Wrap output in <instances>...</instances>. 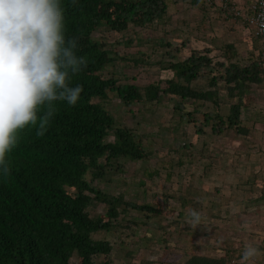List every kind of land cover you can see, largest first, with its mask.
<instances>
[{
  "label": "rangeland",
  "instance_id": "1",
  "mask_svg": "<svg viewBox=\"0 0 264 264\" xmlns=\"http://www.w3.org/2000/svg\"><path fill=\"white\" fill-rule=\"evenodd\" d=\"M168 6L169 13L163 23L145 28L130 27L127 35L134 40L133 46L116 49L120 54L128 52L127 56H135L143 63L122 62L110 66L106 77L113 74L122 82L141 89L159 86L166 90L174 72L164 69L165 63L183 61L192 51L204 53L209 49L215 65L217 59H224V55L217 58L221 51L226 53V59L229 45L240 50L239 38L250 37L249 30L244 27L245 34L237 32L234 25L238 19L227 22L231 17H227L214 1L176 0L170 1ZM214 34L217 35L216 50L209 43ZM122 35L109 33V43L121 39ZM168 43L181 52L172 53L170 57L169 49L165 48ZM251 43L255 60L259 49ZM238 58L234 62L247 64L246 57L239 54ZM207 83L202 80L195 88L206 89ZM261 88L262 83L253 85L243 99L250 109L251 122L256 120L257 111L262 113L259 108L255 110L257 103L260 107L264 105ZM215 96L220 107L210 102L195 105L190 101L183 104L181 116V112L175 111V102L179 99L170 95L165 94L156 107L138 103L128 109L120 103L115 92L109 93L104 104L114 115L117 123L114 127L126 126L136 133L146 158L124 161L121 170L106 175L105 181L88 179L92 187L115 197L123 195L127 202L150 205L159 213L147 217L146 213L132 210L127 211L128 214L121 212L117 225L110 232L94 235L95 240L109 242L113 248L110 255L95 260L96 264H186L193 256L221 258L227 251H232L233 260L239 261L245 244L259 247L257 234L264 213L256 205L258 169L255 163L257 157H264L260 144L264 132L254 125L250 137H239L234 130L214 135L212 127L203 122V116L194 117L196 121L190 122L188 112L196 107L204 113L217 110L229 113L226 92L220 91ZM101 101L95 99L93 102ZM200 125H205L202 135L197 133ZM108 141H113V136ZM190 209L203 212V226L192 228L187 224ZM89 213L92 217L104 218L106 205H92ZM75 261L73 258L72 262Z\"/></svg>",
  "mask_w": 264,
  "mask_h": 264
},
{
  "label": "trees",
  "instance_id": "2",
  "mask_svg": "<svg viewBox=\"0 0 264 264\" xmlns=\"http://www.w3.org/2000/svg\"><path fill=\"white\" fill-rule=\"evenodd\" d=\"M170 1L176 0H65L64 16L69 34L79 38L78 54L87 60L86 68L74 78V83L84 87L89 96H84L71 108H57V116L46 133L50 146L40 149L41 157L35 164L37 170L30 169L23 187L4 200L5 207L0 206V264H96L95 260L110 255L113 248L109 242L95 240L94 235L110 232L117 225L121 212L132 210L146 213L147 217L159 213L150 205L127 202L123 195L115 197L92 187L91 179L107 180L105 176L118 173L124 161L146 158L136 133L128 127H114L115 118L104 102L89 104L92 96L106 100L109 89L130 109L135 103L156 107L166 94L179 99L175 102V111L182 116L183 104L190 101L195 105L210 102L220 107L215 95L225 91L229 113L222 114L219 110L204 113L196 107L188 112L189 121H196L194 117L201 115L214 135H222L227 130H234L239 137L252 135L257 121L251 122L248 118V106L243 99L253 85L262 83V71L258 59L247 65L234 62L238 50L230 45L227 47L229 56L225 59L226 53L221 51L217 58L224 55V59H217L215 65L209 49L204 53L192 51L183 61L165 63L163 68L174 72L166 90L159 86L141 89L117 77L104 79V71L117 64V59L112 58L116 51L103 50V41H93L91 36L95 29L107 25L111 30L125 32L130 27L161 24L169 13ZM255 46L260 48L257 40ZM165 48L169 49L170 57L172 53L181 52L179 48L172 49L169 43ZM128 58L134 65L143 63L135 56ZM202 80L208 82L207 88H195ZM84 112L86 117H83ZM204 126H197L198 134H204ZM111 136L113 141L109 142ZM30 160L31 157L24 158L18 164L22 166ZM51 177L60 179L59 188L55 191L41 188L45 179ZM97 203L106 205L104 218L92 217L89 213L90 207ZM261 247L264 248V244ZM232 253L227 251L221 258L193 256L186 264L239 262L233 260Z\"/></svg>",
  "mask_w": 264,
  "mask_h": 264
},
{
  "label": "clouds",
  "instance_id": "3",
  "mask_svg": "<svg viewBox=\"0 0 264 264\" xmlns=\"http://www.w3.org/2000/svg\"><path fill=\"white\" fill-rule=\"evenodd\" d=\"M64 5L65 0H0L1 207L6 206L5 199L12 197L27 182L29 170H37L35 164L40 160V149L50 146L46 133L57 116V108H71L84 96H89L84 87L74 83V78L86 68L87 60L78 54L79 38L69 34ZM129 30L118 32L106 25L95 29L91 38L97 43L103 41V50L116 51L112 58L117 59V64L133 63L128 61V52L120 54L116 50L121 46H133L134 40L127 35ZM109 33L123 35L109 43ZM106 72L103 73L105 80L115 77L113 74L106 77ZM107 91L109 98L112 91ZM95 99L102 100L92 96L89 104L99 105L105 101L94 103ZM28 157H31L29 163L18 164ZM59 186L60 179L51 177L45 179L41 188L55 191ZM204 219L201 210L190 209L186 222L190 227L198 228L203 226ZM260 254L254 244H245L240 264H255Z\"/></svg>",
  "mask_w": 264,
  "mask_h": 264
},
{
  "label": "crops",
  "instance_id": "4",
  "mask_svg": "<svg viewBox=\"0 0 264 264\" xmlns=\"http://www.w3.org/2000/svg\"><path fill=\"white\" fill-rule=\"evenodd\" d=\"M234 1L246 13L247 10H248L249 4H250V2L252 0H234ZM215 3L218 5V0ZM233 21H237V20L230 18V21L228 20L227 22L232 23ZM238 21L239 22H237L235 24L236 26L234 25V29H236L237 32L238 31L240 32V31H242V29L244 27L245 29L249 30L250 37L249 36L248 37L251 38V39H249L248 37H240L239 38L238 48L240 47V50L237 49L238 50V53L237 54H238V56H239V54H241L242 57H246L245 58V60L247 61L246 63L247 64H251L253 62H256V59H257L256 58V54L257 53H255V60L253 58V53H252L253 45L251 43V42H254L255 43V40L256 39L253 36V33H252L251 29H249L241 20H238ZM241 33L242 34H245L246 32L242 31ZM215 36H217V35L214 34L213 35L214 39H211V38L209 39V43H210V47H212V48H214L216 50L218 44H215V42H216L215 41V38H216ZM219 49H221V48H219ZM261 93H262V98L264 99V82L263 81H262ZM255 108H256L255 110H257L259 108L260 111L262 112V113H259L257 111L258 115H256V120H255V121H257V123L255 124L256 129L257 130H262V132H264V121H262L264 118L261 117V115H260V114H263L264 115V105H262L260 107L259 104L257 103L256 106H255ZM249 111H250V109L247 108V111H246V114L247 115H249ZM260 144H261V148L263 150L264 149V140L262 142H260ZM255 165H256V167L258 169L257 170V175H256V179H257V196H258L257 199H256V205L258 206L257 209L259 211H261L262 213H264V157H261V159H259V157H257ZM261 220H262V222L260 223L261 226H260V229L258 230L259 233L257 234V236H258L257 237L258 238L257 240H258V245H259L258 248L261 251L260 256H262V254L264 253V248L261 247V245L264 244V215L263 214H261ZM239 262H240V260H239Z\"/></svg>",
  "mask_w": 264,
  "mask_h": 264
},
{
  "label": "built area",
  "instance_id": "5",
  "mask_svg": "<svg viewBox=\"0 0 264 264\" xmlns=\"http://www.w3.org/2000/svg\"><path fill=\"white\" fill-rule=\"evenodd\" d=\"M212 1L217 2L210 0L211 3ZM218 6L227 13L228 17L241 20L251 29L253 36L260 43L258 63L262 71L260 77L264 82V0H252L246 13L234 0H218ZM232 264H240V262ZM255 264H264V253L256 259Z\"/></svg>",
  "mask_w": 264,
  "mask_h": 264
}]
</instances>
